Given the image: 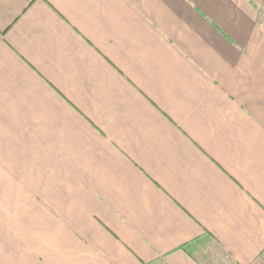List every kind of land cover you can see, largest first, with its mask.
Listing matches in <instances>:
<instances>
[{
    "label": "crops",
    "instance_id": "obj_1",
    "mask_svg": "<svg viewBox=\"0 0 264 264\" xmlns=\"http://www.w3.org/2000/svg\"><path fill=\"white\" fill-rule=\"evenodd\" d=\"M264 264V0H0V264Z\"/></svg>",
    "mask_w": 264,
    "mask_h": 264
},
{
    "label": "rangeland",
    "instance_id": "obj_2",
    "mask_svg": "<svg viewBox=\"0 0 264 264\" xmlns=\"http://www.w3.org/2000/svg\"><path fill=\"white\" fill-rule=\"evenodd\" d=\"M212 264V263H211Z\"/></svg>",
    "mask_w": 264,
    "mask_h": 264
}]
</instances>
